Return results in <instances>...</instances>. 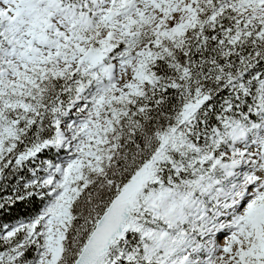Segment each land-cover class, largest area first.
<instances>
[{
  "label": "snow or ice",
  "instance_id": "6c2138e0",
  "mask_svg": "<svg viewBox=\"0 0 264 264\" xmlns=\"http://www.w3.org/2000/svg\"><path fill=\"white\" fill-rule=\"evenodd\" d=\"M0 264H264V0H0Z\"/></svg>",
  "mask_w": 264,
  "mask_h": 264
}]
</instances>
